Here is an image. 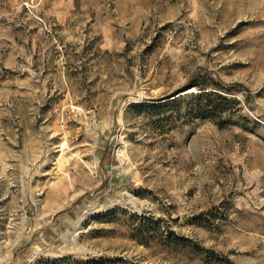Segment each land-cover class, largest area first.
Here are the masks:
<instances>
[{"label": "rangeland", "instance_id": "obj_1", "mask_svg": "<svg viewBox=\"0 0 264 264\" xmlns=\"http://www.w3.org/2000/svg\"><path fill=\"white\" fill-rule=\"evenodd\" d=\"M0 264H264V0H0Z\"/></svg>", "mask_w": 264, "mask_h": 264}, {"label": "trees", "instance_id": "obj_2", "mask_svg": "<svg viewBox=\"0 0 264 264\" xmlns=\"http://www.w3.org/2000/svg\"><path fill=\"white\" fill-rule=\"evenodd\" d=\"M191 87H198L201 91L189 96L190 100L194 103L192 105V110L195 111L201 118H210L213 120L220 118V114L223 111L221 102L227 101L226 97L220 93H216L215 91L203 89L196 83H193ZM218 88H222L225 91H230L236 88L241 91L246 90L242 84H222L218 85Z\"/></svg>", "mask_w": 264, "mask_h": 264}, {"label": "water", "instance_id": "obj_3", "mask_svg": "<svg viewBox=\"0 0 264 264\" xmlns=\"http://www.w3.org/2000/svg\"><path fill=\"white\" fill-rule=\"evenodd\" d=\"M190 89H191V88H188V89L184 90L183 92L188 91V90H190ZM180 93H182V92L177 93L175 96L179 95Z\"/></svg>", "mask_w": 264, "mask_h": 264}]
</instances>
